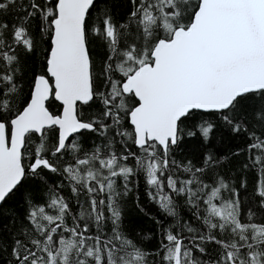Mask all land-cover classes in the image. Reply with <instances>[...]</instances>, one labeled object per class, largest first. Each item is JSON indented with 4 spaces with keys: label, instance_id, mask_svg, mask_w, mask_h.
<instances>
[{
    "label": "snow or ice",
    "instance_id": "obj_1",
    "mask_svg": "<svg viewBox=\"0 0 264 264\" xmlns=\"http://www.w3.org/2000/svg\"><path fill=\"white\" fill-rule=\"evenodd\" d=\"M95 5L0 0V204L41 169L60 173L71 192L52 190L44 205L26 197L27 223L11 242V264H149L152 253L121 228V201L138 175L162 211L175 216L183 197L201 221V228L184 222L180 232L163 230L160 264H264V222H253L252 212L245 222L239 201L224 199V191L235 189L223 177L211 184L202 178L213 157H205L203 167L171 159L192 112H217L233 132L248 133L249 151L259 152L253 165L264 176V132L248 131L240 111L245 99L258 98L254 119L264 126V0H128L124 21L105 8L90 23ZM91 36L102 38L109 53L98 76ZM45 42L42 74H34L22 99L20 53H34ZM50 98L60 103L59 114L46 106ZM97 101L98 113L81 111ZM53 128L58 135L49 146ZM212 129L209 122L199 126L204 139ZM82 130L106 143L84 152L73 139ZM256 195L264 209V179ZM212 244L218 246L214 256L208 254Z\"/></svg>",
    "mask_w": 264,
    "mask_h": 264
},
{
    "label": "trees",
    "instance_id": "obj_2",
    "mask_svg": "<svg viewBox=\"0 0 264 264\" xmlns=\"http://www.w3.org/2000/svg\"><path fill=\"white\" fill-rule=\"evenodd\" d=\"M105 8L111 11L117 22H122L129 11L128 0H96V5L90 12L89 22H95L101 14L98 10ZM3 18L11 21L13 16L6 15ZM132 38L129 36V40ZM88 47L94 63V75L98 76L109 54L106 43L100 37L91 36ZM45 48L46 42L37 47L34 53H20L21 71L18 84L22 89V99H27L29 96L34 74H42V53ZM96 86L99 90H104L100 78H98ZM259 104L258 98L248 97L244 100L240 110L241 115L247 117L248 131H252L255 127L258 135L264 132V126H259V122L254 119V113ZM46 106L49 111L58 114L59 106L52 99L46 102ZM99 107L97 101L91 107L82 106L81 111L85 115H91L98 113ZM204 122L213 125L208 139H204L199 130V126ZM182 128L181 140L178 145L173 147L171 159H174L178 164L191 162L196 167H203L205 157L211 155L215 163L202 177L204 182L211 184L216 177H223L229 187L235 189L234 193L224 191V199L239 201L245 222H247L249 212L254 213L253 222H264V209L260 207V198L256 195L257 184L261 179H264V176L261 175L259 165H253L255 156L259 152L258 150L249 151L247 146L253 141L249 138L248 133L245 131L233 132L231 126L226 124L221 118V114L217 112L193 111L190 118L184 121ZM49 136V146H51L56 140L55 128L49 130ZM73 139L77 140L83 151L87 153H91L96 146L106 143L104 137L87 130H82ZM33 143H36L35 139ZM115 147L119 149L122 146L117 144ZM131 150L137 151L134 146ZM69 160L70 157H63L62 163H68ZM30 162L28 158L24 160L25 164ZM129 163L134 164L135 161L130 158ZM179 175L181 178H188L189 176L182 170L179 171ZM61 183L65 186L60 187ZM66 185L67 181L60 173H51L41 169L40 176L26 178L6 201L0 204V264H11L13 260L11 242L19 234L21 224L27 223L25 215L29 210V202L26 197L30 195L31 202L36 205H44L52 190L71 197L70 189ZM131 187L132 192L121 201V228L125 235L133 239L144 250L152 253L148 257L149 264H160V256L163 255V252L161 251L157 255L156 250L160 248L163 230L171 227L176 232H180L184 222H189L193 227L201 228V221L196 218L197 209L188 205L185 199L180 197L176 200V215L169 216L157 204L149 200L142 175L131 178ZM202 209L203 206H201ZM105 228L110 230L111 224H106ZM182 235L185 238V243H187L190 234L185 229ZM217 250L218 246L212 244L208 247V254L214 256Z\"/></svg>",
    "mask_w": 264,
    "mask_h": 264
},
{
    "label": "water",
    "instance_id": "obj_3",
    "mask_svg": "<svg viewBox=\"0 0 264 264\" xmlns=\"http://www.w3.org/2000/svg\"><path fill=\"white\" fill-rule=\"evenodd\" d=\"M30 90H31V88H30ZM29 95H30V92H29ZM54 102H56V104L59 106V111H58V114H59V112L62 110L61 109V106H60V103L58 102V101H56L54 98H51ZM194 111H198V112H204V111H202V110H194ZM58 135V129H56V136Z\"/></svg>",
    "mask_w": 264,
    "mask_h": 264
},
{
    "label": "flooded vegetation",
    "instance_id": "obj_4",
    "mask_svg": "<svg viewBox=\"0 0 264 264\" xmlns=\"http://www.w3.org/2000/svg\"><path fill=\"white\" fill-rule=\"evenodd\" d=\"M33 81V80H32ZM51 99V98H50ZM47 102V101H46Z\"/></svg>",
    "mask_w": 264,
    "mask_h": 264
}]
</instances>
